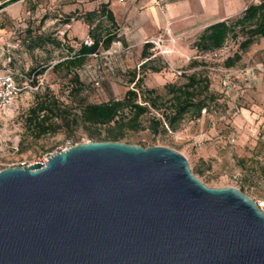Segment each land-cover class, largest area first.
Returning a JSON list of instances; mask_svg holds the SVG:
<instances>
[{"label": "rangeland", "instance_id": "374dc122", "mask_svg": "<svg viewBox=\"0 0 264 264\" xmlns=\"http://www.w3.org/2000/svg\"><path fill=\"white\" fill-rule=\"evenodd\" d=\"M38 1L35 14L0 19V69L10 68L33 77L31 89L21 93L10 110L0 115V171L37 164L75 145L102 143L106 128L70 120L79 116L82 104L120 100L133 89L132 73L140 78L137 91L141 97H160V111L170 107L165 86L182 85L186 76L196 73L208 81L209 92L215 97L207 101L200 118L187 116L176 130L166 128V132L153 134L148 121L152 116L160 118V111L149 108L140 130H124L119 143L176 151L208 188H235L253 201L262 198L259 158L264 157V39H257L245 50L240 49L244 40L240 36L228 38L215 52L202 53L194 48L206 27L237 18L249 5L262 0H164L175 9L174 31L150 35L145 42L151 45L150 62L145 68H140L144 61L138 48L109 49L87 59L76 72L77 83L54 72L53 66L66 58L69 47L77 49L80 40L69 33L73 28L67 26L78 20L83 23L87 12L81 8L64 13L62 6H50L51 0ZM69 1L71 5L76 3ZM101 21L103 26L108 25L105 19ZM80 29L77 25L76 31ZM236 55L239 60L226 68L225 60ZM152 68L159 72H152ZM149 90L155 94H148ZM47 94L55 97L64 113L52 120L58 129L55 134L36 138L35 127L27 122L28 111L37 95ZM143 97L138 103L143 104Z\"/></svg>", "mask_w": 264, "mask_h": 264}, {"label": "water", "instance_id": "95a60500", "mask_svg": "<svg viewBox=\"0 0 264 264\" xmlns=\"http://www.w3.org/2000/svg\"><path fill=\"white\" fill-rule=\"evenodd\" d=\"M0 264H264V215L176 151L79 144L0 171Z\"/></svg>", "mask_w": 264, "mask_h": 264}, {"label": "trees", "instance_id": "16d2710c", "mask_svg": "<svg viewBox=\"0 0 264 264\" xmlns=\"http://www.w3.org/2000/svg\"><path fill=\"white\" fill-rule=\"evenodd\" d=\"M83 23L88 28V39L91 44L86 45L84 41L78 43L77 49L69 47L66 58L53 66L54 72H61L65 77L78 82L76 72L81 69L89 57L109 50L114 42L120 41L117 37L118 27L115 23L111 11L107 4H100L92 12H87L83 16ZM101 19L108 23L103 26ZM243 37L240 49H247L257 39H264V0L259 4L249 5L242 14L232 20L216 22L206 27L198 36L194 43L197 52L211 53L220 50L228 38ZM151 48L150 44H145L141 50V60L144 63L140 68L150 62ZM239 60V56L234 59H226L224 64L226 68L234 66ZM158 73L157 69H150ZM186 82L176 86L169 84L165 86L166 95L169 97V108L160 111L157 106L159 96L152 99H145L143 104L138 103L141 97L137 88H139L140 78L136 73H132L130 83L133 89L127 90L120 100H110L100 104H82L79 108V116H74L70 122H77L88 126H98L106 128V137L101 142H120L124 138V130L138 131L141 128L142 119L149 114V108L160 113V118L152 116L148 123V129L156 134L158 131L166 132V128L174 131L178 124L187 116L192 119L200 118L201 112L207 108V101H214L215 97L209 92L208 81L193 73L185 77ZM148 94H155L154 90L147 91ZM168 110V111H167ZM58 101L50 95H37L35 104L28 111V125L35 127V137L39 138L46 134H55L58 129L52 123L54 118H60ZM69 122V121H68ZM260 159V158H259ZM263 176L264 168L261 167ZM262 183L264 185L263 179Z\"/></svg>", "mask_w": 264, "mask_h": 264}, {"label": "crops", "instance_id": "0c3cea01", "mask_svg": "<svg viewBox=\"0 0 264 264\" xmlns=\"http://www.w3.org/2000/svg\"><path fill=\"white\" fill-rule=\"evenodd\" d=\"M102 3L108 5L118 27L117 37L120 39L109 49L142 50L150 35H158L165 30L174 31L175 9L164 0H90L89 2L76 0L72 5L69 0H51L50 6L53 8L56 5L62 6L64 13L67 10H81V8L84 12H92ZM38 4V0H0V19L3 17L15 19L35 14ZM77 25L81 27L78 31H76ZM67 27L73 28L69 33L80 42L88 39V28L81 20Z\"/></svg>", "mask_w": 264, "mask_h": 264}, {"label": "built area", "instance_id": "2783aa9c", "mask_svg": "<svg viewBox=\"0 0 264 264\" xmlns=\"http://www.w3.org/2000/svg\"><path fill=\"white\" fill-rule=\"evenodd\" d=\"M84 44L90 45L91 42L85 40ZM7 62H10V59H8ZM32 83L33 77L28 78L25 75L14 73L10 68L0 69V115L7 113L21 93L27 89H31ZM49 156L45 157L38 164L44 165ZM259 162L264 168V157H261ZM254 203L258 210L264 215V194L261 199L254 201Z\"/></svg>", "mask_w": 264, "mask_h": 264}]
</instances>
